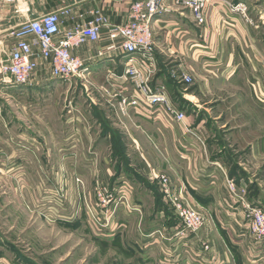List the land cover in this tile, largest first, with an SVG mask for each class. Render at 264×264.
<instances>
[{
  "label": "crops",
  "instance_id": "0c3cea01",
  "mask_svg": "<svg viewBox=\"0 0 264 264\" xmlns=\"http://www.w3.org/2000/svg\"><path fill=\"white\" fill-rule=\"evenodd\" d=\"M133 1L136 0H27L30 11L26 19L57 12L63 30L75 22L87 23L97 15L110 25H122ZM221 1L209 0L206 21L199 25L187 9L175 4V0H165L167 11L156 18L153 25V57L157 72L152 85H165L172 99L179 95L180 103L173 101L185 113L180 126H162L138 111H129L126 116L120 114L118 99L113 95L121 88L116 89L108 83L107 71L116 74V81L122 88L129 89L128 83L119 78L123 75L126 57L102 55L109 43L107 37L72 51L85 62L92 81L105 83V87L97 86L89 95L107 97V103L112 105L111 114L115 118L105 112L106 119L103 118L102 111L95 107L100 112L93 111L95 124L100 128V120L104 121V127L109 126L111 131L116 130V125L121 126L123 146L136 148L146 143L150 158L145 159L146 164L154 168L145 173L139 164L138 171L146 176H154L156 172L165 174L175 194L180 193L184 205L204 211L203 230L187 236L179 247L173 246L175 259L167 257L172 264H264V249L243 234L242 211L235 208L238 203L226 188L227 178L247 203L264 209V0H224L245 4L248 21L239 16L227 19ZM63 9L69 10L67 15L62 13ZM0 22H3L0 34L20 24L12 8L1 6ZM40 70L32 87L48 81L45 66ZM182 75L192 76L194 80L187 88L176 83L174 78ZM69 136L63 139L76 141L75 136ZM93 140L95 148L102 144L98 137ZM101 140H113V135L107 132ZM5 147L7 145L0 146V159L13 158L15 155L2 149ZM78 158L85 157L79 153ZM123 185L117 191L133 202L135 199L127 187L132 185L127 182ZM15 188L12 187V193H16ZM132 190L135 191L133 187ZM144 219L142 212L136 221L138 227L143 225ZM152 220L155 222L152 230L146 232L140 228L135 235V243L143 251L139 255L146 264H156V260L144 257L146 245H140V235L163 229L161 224L168 227L172 224L162 210ZM9 224L10 231L16 234L15 224ZM225 225L230 229H225ZM239 237L241 240L237 239ZM203 244L209 246L208 251L203 250ZM188 245L187 253L184 249ZM0 253V264H21L10 259L4 251Z\"/></svg>",
  "mask_w": 264,
  "mask_h": 264
},
{
  "label": "rangeland",
  "instance_id": "374dc122",
  "mask_svg": "<svg viewBox=\"0 0 264 264\" xmlns=\"http://www.w3.org/2000/svg\"><path fill=\"white\" fill-rule=\"evenodd\" d=\"M16 20L21 23L24 18L16 16ZM9 32L10 29L0 34L3 40L0 59L12 44ZM100 85L105 87V83L92 81L89 72L85 78L75 77L66 82L48 77V81L33 87L0 84V146L7 145L2 149L15 155L11 159H0V251L13 261L21 264H146L139 255L143 251L135 243V235L140 228L146 232L152 230L155 223L152 219L161 210L172 224L170 227L161 224L163 229H156L162 236L143 247L145 258L156 260V264H172L167 257L175 259L172 250L179 247L181 241L179 236L171 241L168 237L179 231L186 236L190 234L183 229L173 206L161 192L156 176L159 172L146 176L137 169L139 164L145 173L154 168L146 164L148 145L123 146L121 126L116 125V130L111 131L109 126L104 127V121L100 120V128L95 124L93 111H98L97 107L103 118L106 119L104 112L115 118L107 97L89 95ZM177 96L173 99L180 103ZM107 132L113 135V140H101ZM67 134L76 137V141L64 140ZM95 137L102 143L97 148L92 146ZM79 153L85 158L79 160ZM123 182L132 185L127 187L136 200L133 204H137L140 211L125 213L119 207L117 232L94 231L91 207L106 210L112 198L117 199L122 194L117 190L125 186ZM169 183L172 188L170 180ZM12 187H16V193H12ZM172 196H177L173 189ZM142 212L145 219L138 227L136 221ZM8 223L15 224L16 234L10 231ZM188 249L189 245L184 250L188 253Z\"/></svg>",
  "mask_w": 264,
  "mask_h": 264
},
{
  "label": "built area",
  "instance_id": "2783aa9c",
  "mask_svg": "<svg viewBox=\"0 0 264 264\" xmlns=\"http://www.w3.org/2000/svg\"><path fill=\"white\" fill-rule=\"evenodd\" d=\"M208 3L209 0H175V4L182 9H187L192 19L199 25H203L206 21ZM0 6L12 8L15 16L24 18L23 22L9 32L13 44L7 48L4 58L0 59V84L33 85L36 82L35 77L44 66L52 80L66 82L75 77L85 78L88 73L85 62L73 55L72 51L84 44L99 42L107 37L109 43L103 48L102 55L126 57L123 75L119 78H123V81L128 83L129 89L122 88V84L116 81V74L107 71L108 83L114 88L117 87L116 89L121 88L113 95V98L118 99L120 114L126 116L129 111H138L147 114L154 122L162 126L183 124L185 113L173 101L167 87L163 84L155 87L152 85L157 72L153 57V25L155 19L167 11L165 0L133 1L128 8L126 21L122 25H110L104 17L97 15L87 23L75 22L65 30L61 29L57 12H48L26 19L25 16L30 11L27 0H0ZM221 8L227 19L239 16L248 21V8L243 3L235 4L222 0ZM68 12V9L62 10L65 15ZM2 44L3 40H0V45ZM39 60L43 62V66L39 64ZM174 78L176 83L186 86L194 81L192 76L186 75L174 76ZM193 136L202 143L196 134ZM156 176L159 179L161 192L167 196V202L173 206L183 229L190 233L187 236L197 234L205 224L203 209L184 205L180 193L175 197L172 196L168 177L161 173ZM226 188L230 197L238 203L235 208H240L242 211L243 234L249 236L259 248L264 249V210L258 205L247 203L243 196L236 193L234 183L227 178ZM111 203L106 210L97 206L91 207V223L94 231L98 233L104 231L107 234L117 232L119 207L125 213L140 211L139 207L133 204L124 193L117 199L112 198ZM224 228L228 230L230 226L225 225ZM161 236V231L157 230L147 235L141 234L140 245L154 243ZM177 236L182 245L187 238L183 231L169 236L168 240L171 241ZM237 239L241 240V237ZM202 247L204 251L209 250L207 244H203Z\"/></svg>",
  "mask_w": 264,
  "mask_h": 264
}]
</instances>
